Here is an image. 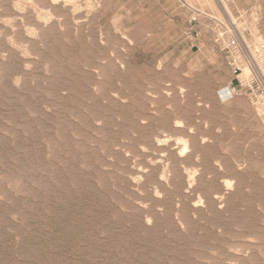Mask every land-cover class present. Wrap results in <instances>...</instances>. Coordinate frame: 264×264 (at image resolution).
Listing matches in <instances>:
<instances>
[{
	"label": "rangeland",
	"instance_id": "obj_1",
	"mask_svg": "<svg viewBox=\"0 0 264 264\" xmlns=\"http://www.w3.org/2000/svg\"><path fill=\"white\" fill-rule=\"evenodd\" d=\"M259 59L264 0H0V264H264Z\"/></svg>",
	"mask_w": 264,
	"mask_h": 264
},
{
	"label": "built area",
	"instance_id": "obj_2",
	"mask_svg": "<svg viewBox=\"0 0 264 264\" xmlns=\"http://www.w3.org/2000/svg\"><path fill=\"white\" fill-rule=\"evenodd\" d=\"M193 22H195V19L191 20L190 26L185 31V36L187 38H193V36L197 34ZM227 47L229 54V65L233 69V72L239 77L242 74L244 66L243 56L241 54L245 56L247 54V48L241 40L236 38L231 39ZM258 62V64L255 61L251 62L252 72H254L255 78L250 80V83L247 86L248 89H251L256 84V80H261L264 83V61L259 59ZM236 94L237 88L233 86L232 89H230V95Z\"/></svg>",
	"mask_w": 264,
	"mask_h": 264
},
{
	"label": "bare ground",
	"instance_id": "obj_3",
	"mask_svg": "<svg viewBox=\"0 0 264 264\" xmlns=\"http://www.w3.org/2000/svg\"><path fill=\"white\" fill-rule=\"evenodd\" d=\"M242 72H243V75H244V76L248 75V73H247L248 71H247V70L242 71ZM185 149H186V147H185ZM185 149H184V150H185Z\"/></svg>",
	"mask_w": 264,
	"mask_h": 264
}]
</instances>
